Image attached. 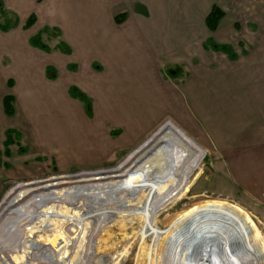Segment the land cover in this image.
Here are the masks:
<instances>
[{"label": "crops", "instance_id": "crops-1", "mask_svg": "<svg viewBox=\"0 0 264 264\" xmlns=\"http://www.w3.org/2000/svg\"><path fill=\"white\" fill-rule=\"evenodd\" d=\"M226 1L0 0V14L14 16L8 30L0 29V64L6 53L21 57L23 41L41 50L30 44L35 28H42L34 34L40 37L45 30L61 35L54 45L59 52L32 53L58 70L57 79L34 80L22 59L15 68V76L30 88L43 86L28 90L35 91L37 100L58 108L40 121L56 126L60 134L43 139L29 134L40 123L27 128L30 142L49 152L58 150L69 164L95 165L136 147L172 119L203 146L210 141L222 150L252 148L259 158L256 178L263 186L264 5ZM213 5L223 16L210 30L205 20ZM31 13L35 23L21 30ZM208 39L230 45L236 57L204 48ZM68 86L84 91L90 116L66 93ZM49 90L56 95L54 103ZM7 94L13 95L4 94L1 104ZM113 130L120 133L113 136Z\"/></svg>", "mask_w": 264, "mask_h": 264}, {"label": "rangeland", "instance_id": "rangeland-1", "mask_svg": "<svg viewBox=\"0 0 264 264\" xmlns=\"http://www.w3.org/2000/svg\"><path fill=\"white\" fill-rule=\"evenodd\" d=\"M226 3L242 6L264 5V0H227ZM4 16L0 14V24L8 27L13 25L11 21H13L14 16L12 14L5 18ZM41 29L35 28L32 30L33 35ZM21 30L25 31L27 29L21 27ZM60 36L57 30L42 31L41 40L49 49L42 52V49L38 51L41 53L59 52L54 45L60 40ZM21 47H23L22 58H14V56L12 57V55L6 53L3 56V64H0V221L11 218L16 207L21 205L26 194L25 183L27 182L58 179L68 174L92 172L119 166L165 163L182 179L190 180L192 183L183 197L174 204L166 206L158 214L161 230H159L157 238L152 237L153 239L147 240L143 248H139L140 240L135 241L131 250L125 256L123 255V264H136V262L137 264H147L150 247L153 243L160 242L165 231L172 225V223L169 225L172 222L171 220L193 203L209 198H222L242 207L253 217L264 237V185L259 187L256 178L255 169L257 166L255 161L259 158L253 155L252 148L222 150L213 146L210 141L203 146L195 136L183 130L172 119H166L153 132L143 138L139 144L137 143L136 147L120 150L115 159L101 164H69L59 155L58 150L49 152L44 147L34 146L27 136V128L29 130L30 127L42 123L40 120L46 113L57 114L58 108H51L48 102L42 104L37 100L35 91L30 93L28 90L42 88L43 86H35L34 84L30 88L28 84L15 76V68H19V61L22 59V63L27 64L34 72V80L36 81L42 78L45 82L52 81L57 79L60 73L55 67L52 69L50 66L44 65V59L32 55V53L35 54L38 51L37 49H31L28 42L23 41ZM19 55L18 53L16 56ZM9 79L11 80L10 83H8ZM70 87L66 88V93L70 98L79 100L82 110L90 116L91 103L89 99L87 98L89 101L87 108L83 99L70 94ZM76 88L86 96L84 91L78 87ZM6 93H13L16 97V101L14 99V114L10 116L4 113L1 104V98ZM46 93L54 96V99L49 98L54 103L56 95H52L51 90L46 91ZM32 94L33 96L29 98ZM7 129H13L18 134L16 136H14L15 133L12 134V142L8 145L5 144ZM57 129L56 126L47 125L44 121L42 125L37 128L34 127L33 131L30 130L29 134L31 132L32 136L36 135V138L43 139L49 137L52 132L60 134V130ZM119 133L118 130H113L111 135L117 136ZM75 136L76 131L71 130V137L75 138ZM117 195L112 197L113 200H118L117 203H109L100 198L96 199V202H89V206L85 208L98 209L97 211L101 212V207L107 205V203H109L108 206L114 207V204L117 206L113 216L106 217L104 223L96 222L93 226L91 237L86 241L82 251V264H92L93 256L99 257L101 264H112L111 260L115 258L116 252L121 250L137 230L140 219L137 216H132L130 212L140 210V204L135 200L129 201L132 198L130 195ZM126 209L128 211H122ZM109 221L111 222L109 223ZM71 222H65L64 227H69L73 231L80 228V225L77 226V222L73 225H67ZM122 223H124V226ZM74 227L76 228L74 229ZM47 228L51 229V232L53 231L52 225ZM77 232L79 233V231ZM49 245L55 248L53 244Z\"/></svg>", "mask_w": 264, "mask_h": 264}, {"label": "bare ground", "instance_id": "bare-ground-1", "mask_svg": "<svg viewBox=\"0 0 264 264\" xmlns=\"http://www.w3.org/2000/svg\"><path fill=\"white\" fill-rule=\"evenodd\" d=\"M191 183L165 163L27 182L21 205L11 218L0 221V264H82V251L93 226L113 216L117 206L108 204L117 203L112 199L117 194L130 195L129 201L140 204V210L130 212L140 219L137 230L111 260L123 264V255L135 241L140 240L139 248H143L147 240L157 238L161 230L158 214L183 197ZM100 198L109 202L101 212L85 209ZM68 221L72 222L67 225L77 222L80 228L74 227V232L64 227ZM171 221L160 242L150 247L147 264H264V237L259 227L246 210L232 202L204 199ZM101 263L93 256L92 264Z\"/></svg>", "mask_w": 264, "mask_h": 264}, {"label": "trees", "instance_id": "trees-1", "mask_svg": "<svg viewBox=\"0 0 264 264\" xmlns=\"http://www.w3.org/2000/svg\"><path fill=\"white\" fill-rule=\"evenodd\" d=\"M223 16V11L222 9H220L217 5H213L211 7L210 12L208 13V15L206 16V25L210 30H215L217 27V24L219 22V20L221 19V17ZM117 20L120 21V18H117ZM36 21V16L34 13H31L27 19L25 20V23L23 24V28L28 29L29 27H31ZM0 29L2 31H6L9 29L8 26L5 25H1L0 24ZM30 44L34 47L40 48L42 50H48L47 45H45L42 40L40 35H33L30 39ZM204 48H211L215 51H222L224 53H227L229 55V57L231 59H234L236 57L235 53L233 52L232 48L230 45L227 44H217L214 41H212L211 39H208L205 41V43L203 44ZM65 52H68L67 48H65ZM9 82H11L9 80ZM69 92L72 96L74 97H79L80 99H83V101L86 104V107L88 108L89 105V101L87 99V97L82 94L76 87L71 86L69 89ZM2 106H3V111L6 115H13L14 114V97L11 94H7L3 97L2 99ZM14 134V136L18 135L15 130L13 129H7L6 130V145H8L9 143L12 142V134Z\"/></svg>", "mask_w": 264, "mask_h": 264}]
</instances>
